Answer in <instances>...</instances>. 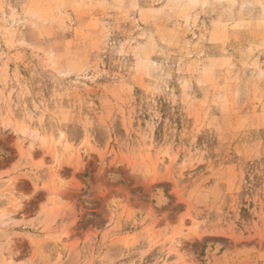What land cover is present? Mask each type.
<instances>
[{"label":"rangeland","instance_id":"374dc122","mask_svg":"<svg viewBox=\"0 0 264 264\" xmlns=\"http://www.w3.org/2000/svg\"><path fill=\"white\" fill-rule=\"evenodd\" d=\"M0 264H264V0H0Z\"/></svg>","mask_w":264,"mask_h":264}]
</instances>
